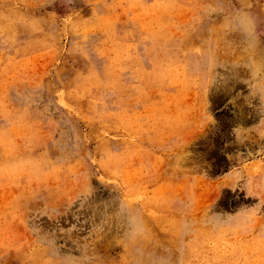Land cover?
I'll return each instance as SVG.
<instances>
[{
    "label": "rangeland",
    "instance_id": "rangeland-1",
    "mask_svg": "<svg viewBox=\"0 0 264 264\" xmlns=\"http://www.w3.org/2000/svg\"><path fill=\"white\" fill-rule=\"evenodd\" d=\"M0 264H264V0H0Z\"/></svg>",
    "mask_w": 264,
    "mask_h": 264
},
{
    "label": "clouds",
    "instance_id": "clouds-1",
    "mask_svg": "<svg viewBox=\"0 0 264 264\" xmlns=\"http://www.w3.org/2000/svg\"><path fill=\"white\" fill-rule=\"evenodd\" d=\"M225 26L229 33L237 34L240 43L251 48L257 36L256 16L245 8H237L225 16Z\"/></svg>",
    "mask_w": 264,
    "mask_h": 264
}]
</instances>
